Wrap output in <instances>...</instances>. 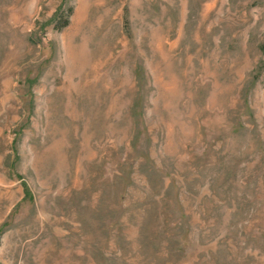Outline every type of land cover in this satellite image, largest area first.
<instances>
[{
    "label": "rangeland",
    "instance_id": "374dc122",
    "mask_svg": "<svg viewBox=\"0 0 264 264\" xmlns=\"http://www.w3.org/2000/svg\"><path fill=\"white\" fill-rule=\"evenodd\" d=\"M0 264H264V0H0Z\"/></svg>",
    "mask_w": 264,
    "mask_h": 264
}]
</instances>
